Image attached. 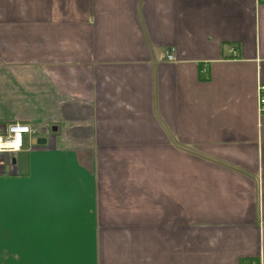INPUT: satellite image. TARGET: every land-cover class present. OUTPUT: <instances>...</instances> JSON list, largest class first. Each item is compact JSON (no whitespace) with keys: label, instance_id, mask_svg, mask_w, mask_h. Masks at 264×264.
<instances>
[{"label":"crops","instance_id":"obj_1","mask_svg":"<svg viewBox=\"0 0 264 264\" xmlns=\"http://www.w3.org/2000/svg\"><path fill=\"white\" fill-rule=\"evenodd\" d=\"M259 84L264 0H0V264H264Z\"/></svg>","mask_w":264,"mask_h":264},{"label":"built area","instance_id":"obj_2","mask_svg":"<svg viewBox=\"0 0 264 264\" xmlns=\"http://www.w3.org/2000/svg\"><path fill=\"white\" fill-rule=\"evenodd\" d=\"M167 59H171V53H167ZM257 111L264 113V85L257 87ZM38 132V129L32 128L29 124L12 121L5 124L0 129V174L4 169L12 170L15 166V154L24 148L25 140L28 141Z\"/></svg>","mask_w":264,"mask_h":264},{"label":"water","instance_id":"obj_3","mask_svg":"<svg viewBox=\"0 0 264 264\" xmlns=\"http://www.w3.org/2000/svg\"><path fill=\"white\" fill-rule=\"evenodd\" d=\"M36 142H37V143H40V141H38V140H37Z\"/></svg>","mask_w":264,"mask_h":264}]
</instances>
